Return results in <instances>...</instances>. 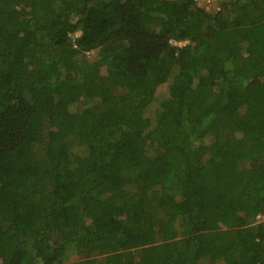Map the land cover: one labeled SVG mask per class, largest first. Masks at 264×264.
Returning <instances> with one entry per match:
<instances>
[{
	"label": "trees",
	"instance_id": "1",
	"mask_svg": "<svg viewBox=\"0 0 264 264\" xmlns=\"http://www.w3.org/2000/svg\"><path fill=\"white\" fill-rule=\"evenodd\" d=\"M218 1L0 0V264H264V0Z\"/></svg>",
	"mask_w": 264,
	"mask_h": 264
},
{
	"label": "rangeland",
	"instance_id": "2",
	"mask_svg": "<svg viewBox=\"0 0 264 264\" xmlns=\"http://www.w3.org/2000/svg\"><path fill=\"white\" fill-rule=\"evenodd\" d=\"M219 1H220V0H219ZM219 1H218V2H219ZM205 8H207V7H205ZM212 8H213V7H211L210 9H212ZM79 34H80V33L77 31V32L71 34V36H72L73 38H76ZM94 56H95V54L93 53L92 55H90V58H88V59H89V60H90V59H93ZM152 88L154 89L156 96L162 98V97H164V96L166 95L165 87H163V86H158V87L155 88V86H153ZM154 105H155V104H154ZM150 109L153 110L154 107H151ZM93 257H95V256H93ZM77 260H78V259H77Z\"/></svg>",
	"mask_w": 264,
	"mask_h": 264
},
{
	"label": "built area",
	"instance_id": "3",
	"mask_svg": "<svg viewBox=\"0 0 264 264\" xmlns=\"http://www.w3.org/2000/svg\"><path fill=\"white\" fill-rule=\"evenodd\" d=\"M194 1L197 2L198 4H201L204 7L211 8L216 0H194Z\"/></svg>",
	"mask_w": 264,
	"mask_h": 264
}]
</instances>
